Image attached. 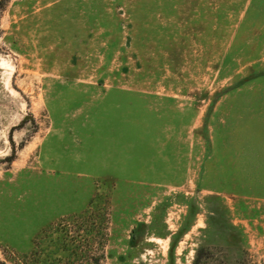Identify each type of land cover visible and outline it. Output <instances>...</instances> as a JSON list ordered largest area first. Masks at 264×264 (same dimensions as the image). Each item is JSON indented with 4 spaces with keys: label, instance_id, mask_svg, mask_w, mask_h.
I'll return each mask as SVG.
<instances>
[{
    "label": "rangeland",
    "instance_id": "1",
    "mask_svg": "<svg viewBox=\"0 0 264 264\" xmlns=\"http://www.w3.org/2000/svg\"><path fill=\"white\" fill-rule=\"evenodd\" d=\"M0 260L264 264V0H9Z\"/></svg>",
    "mask_w": 264,
    "mask_h": 264
},
{
    "label": "trees",
    "instance_id": "2",
    "mask_svg": "<svg viewBox=\"0 0 264 264\" xmlns=\"http://www.w3.org/2000/svg\"><path fill=\"white\" fill-rule=\"evenodd\" d=\"M9 0H0V15L5 7V4L8 2ZM0 264H7L4 261L0 260Z\"/></svg>",
    "mask_w": 264,
    "mask_h": 264
}]
</instances>
